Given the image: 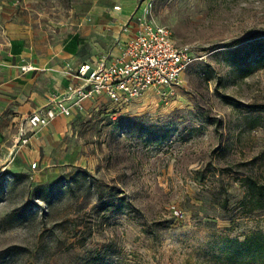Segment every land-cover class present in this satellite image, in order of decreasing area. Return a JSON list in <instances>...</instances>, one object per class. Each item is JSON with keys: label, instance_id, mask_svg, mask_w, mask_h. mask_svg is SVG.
Wrapping results in <instances>:
<instances>
[{"label": "rangeland", "instance_id": "obj_1", "mask_svg": "<svg viewBox=\"0 0 264 264\" xmlns=\"http://www.w3.org/2000/svg\"><path fill=\"white\" fill-rule=\"evenodd\" d=\"M149 3L191 64L164 96L86 101L26 145L32 111L2 131L0 264H257L228 241L264 233L242 184H264V0H0V48L23 34L52 57L49 95Z\"/></svg>", "mask_w": 264, "mask_h": 264}, {"label": "built area", "instance_id": "obj_2", "mask_svg": "<svg viewBox=\"0 0 264 264\" xmlns=\"http://www.w3.org/2000/svg\"><path fill=\"white\" fill-rule=\"evenodd\" d=\"M150 7L151 3L136 11L122 25L124 38L116 39V55L64 64L68 84L50 93L45 105L22 121L18 129L22 145L54 120L81 113L86 101L105 98L114 105H125L147 91L164 96L177 83L192 62L191 54L175 44L168 28L153 22Z\"/></svg>", "mask_w": 264, "mask_h": 264}, {"label": "crops", "instance_id": "obj_3", "mask_svg": "<svg viewBox=\"0 0 264 264\" xmlns=\"http://www.w3.org/2000/svg\"><path fill=\"white\" fill-rule=\"evenodd\" d=\"M5 46L4 51L0 48V137L20 115L43 107L47 91L53 87L48 79L52 57L33 53L32 45L23 34L10 35ZM66 54L73 56L72 52ZM27 65L26 71L20 70ZM67 84L68 79L63 77L56 91H61Z\"/></svg>", "mask_w": 264, "mask_h": 264}, {"label": "trees", "instance_id": "obj_4", "mask_svg": "<svg viewBox=\"0 0 264 264\" xmlns=\"http://www.w3.org/2000/svg\"><path fill=\"white\" fill-rule=\"evenodd\" d=\"M242 184L252 209H264V184H260L253 176L245 177ZM228 242L233 244L236 257L246 258L252 263L264 264V233H254L242 241Z\"/></svg>", "mask_w": 264, "mask_h": 264}]
</instances>
